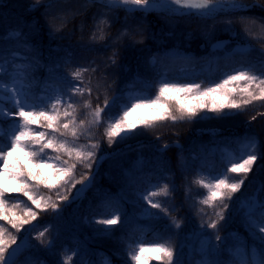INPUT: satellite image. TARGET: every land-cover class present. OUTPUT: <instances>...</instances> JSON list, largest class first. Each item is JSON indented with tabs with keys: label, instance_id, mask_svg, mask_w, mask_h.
Wrapping results in <instances>:
<instances>
[{
	"label": "trees",
	"instance_id": "16d2710c",
	"mask_svg": "<svg viewBox=\"0 0 264 264\" xmlns=\"http://www.w3.org/2000/svg\"><path fill=\"white\" fill-rule=\"evenodd\" d=\"M6 1L9 7L12 4L17 6H14L15 11L13 8V14L9 16L8 9L1 12V9L7 7L6 2L0 3V36L11 28L24 29L39 52V63L33 73L37 81L41 77H48L49 68L54 66H58V75L67 76L68 79H72L71 72L77 68L89 69L83 74L82 81H74V84H80L85 89L91 88L90 94L86 92L83 97L79 95L73 97L72 102L78 108V120L90 118L87 115L89 110L82 107L84 100L91 99L93 108L97 104L103 107L106 98L113 100L112 106L105 111L104 115L107 117L108 113L119 112L120 107L128 101L130 94L139 91L138 93L154 95L163 78L170 82H195L206 87L211 82L218 83L224 78L223 69L237 67L241 62L260 58L264 53V43L256 39L240 38V42L249 45V55H242L239 50L225 53L211 52L207 46L209 40L214 37L228 36L226 32L216 28L222 22L231 21L233 25L236 17H252L264 22V0H244V3L254 6L245 11L219 12L210 17L173 15L163 11L126 13L123 9H113L108 12L99 3H91L87 0H64L74 7L79 4L81 11L61 23L62 30L55 33L50 32L45 18L42 14L39 16L38 9L33 13L28 8L32 0H16L14 3H10V0ZM18 11L21 13L17 14ZM105 12H108L105 18L111 21V27L107 29L109 37L103 41H93L90 39L89 29L93 27L94 17L98 20ZM35 21L37 25L33 27ZM125 28L128 29L129 35L116 37ZM176 29L179 30L178 36L174 33ZM156 37L160 40L157 41ZM12 43V41L0 40V47L8 48ZM177 43L183 52H163L160 48L165 46L166 49H170ZM113 53L116 54L115 64L109 59ZM68 57L70 63H64ZM153 58L157 59L155 65L152 63ZM92 68L96 71H91ZM225 111L229 114L220 115L204 110L191 119L175 122L165 120L152 128L138 129L127 139L118 138L111 146L104 136L105 124L101 123L98 127H93L91 142H100V147L96 150L98 161L93 162L92 169L77 165L74 174L77 180L85 173L90 178L94 177L92 186L81 198L71 203L57 200V192H59L60 195H67L71 201L80 184L75 188L69 184L51 191L40 188L39 195L51 196L53 201L61 204V210L57 215L51 209L46 212L36 209L26 197H22V194H11L13 197H21L27 201L26 204H20L17 208L18 213H22L26 206H31L38 212L37 219L32 221L31 225H25L26 229H31L29 232L22 229L20 233H16L6 225V222L0 221V224H5L18 236V242H20L19 238L23 237L32 245L18 256L16 264H36V262L61 264L64 255H72L73 252H78V255H73L75 264L81 262L102 264L105 256L111 259L112 264H125L130 238H134L140 232H146L150 238L153 232L165 231L173 235L175 242L183 248L182 260L187 262L191 259H199V256L191 254L186 238L191 230L201 225V217L197 215L193 203L206 190L194 184L193 180L198 176L207 178L210 174L230 167V164H224L225 154L219 152V156H214L212 152H208L201 156V147L206 142L211 144L212 141L218 143L221 140L233 145L238 138L250 133L258 138L260 154L244 179L241 190L227 202L229 207L224 210L225 221L221 222L224 226L219 234L221 236L238 234L240 239L253 246L254 238L238 214L237 201L253 192H257L259 197L264 196V188H262L264 186V102L255 101L243 111L227 109ZM175 140L181 143L180 147H170L164 152L159 150L161 144ZM88 142V137H81L79 141L81 144ZM138 156L145 159L142 165L144 168L138 173L128 175L126 168ZM116 159L121 163L112 161ZM148 182L158 186L165 183L169 185L171 191L167 201L165 202L163 197H156L154 201L160 200L170 211L172 207L175 208V211H171V215L183 220L181 227L183 231L171 227L170 218L141 215L146 202L138 198L139 194L146 190H155L147 186ZM121 186L126 188V196L117 195ZM106 197L113 203L118 202L120 212L123 214V222L111 226L115 231L109 234L98 231L107 226L95 223L98 219L111 218L107 214L101 215V210L97 208ZM17 202L16 199H11L9 204ZM151 211L160 210L151 209ZM32 225L36 227L33 228ZM45 227L49 229V233L55 235V245L52 249H46L40 241L33 239L35 231H43ZM207 233L212 234L214 243H218L215 241L213 230L208 229ZM198 243L199 240L194 242L193 248L197 247ZM226 247L227 245H222V248ZM225 258L226 253L221 256V259ZM151 264L157 262L152 261Z\"/></svg>",
	"mask_w": 264,
	"mask_h": 264
},
{
	"label": "snow or ice",
	"instance_id": "6c2138e0",
	"mask_svg": "<svg viewBox=\"0 0 264 264\" xmlns=\"http://www.w3.org/2000/svg\"><path fill=\"white\" fill-rule=\"evenodd\" d=\"M90 2L101 4L108 12L113 9H123L126 13L163 11L173 15L200 17L214 16L219 12L245 11L254 6L244 3V0H90ZM42 4L43 0H33L31 7L39 8ZM52 6L51 0L44 5L46 10ZM108 12L102 13L98 20L94 17L91 40L103 41L109 37L107 29H110L111 21L105 18ZM55 19L56 17L52 18L53 21ZM62 19L66 22V17ZM226 23L230 25L231 21ZM48 26L53 33L63 28V24L53 28L51 21ZM261 27L264 28V25ZM128 35L127 28L119 34L120 37ZM0 40L13 42L8 48L0 47V221L6 222V225L16 233H20L22 229L25 232L31 231L26 229L25 225H31L38 216V212L31 206L24 207L23 212L18 213L17 208L22 203L30 201L31 205L40 211L46 212L51 209L59 215L61 204L53 201L51 196L39 195L40 188L51 191L69 184L75 188L80 184L71 201L67 195H60L57 192L58 201L71 203L81 198L92 186L94 177L90 178L85 173L77 180L74 174L77 165L92 169L93 162L98 161L96 150L99 149L100 142H91L93 127L105 124L104 136L111 146L118 138L127 139L136 130L152 128L165 120L175 122L191 119L204 110L228 115L226 109L243 111L255 101L264 102V53H262L260 58L241 62L239 67L231 70V73H223L224 78L218 83L213 81L206 87L195 82H170L163 78L154 95L130 94L119 112L108 113L107 117L104 115L105 111L112 106L113 100L106 98L103 107L97 104L95 108L92 107L91 99L84 100L82 107L89 110L87 115L90 118L78 120V108L72 102L73 97L76 95L83 97L86 92L90 94L91 88L85 89L80 84H74V81H82L83 74L89 69L77 68L71 72L72 79H68L67 76L58 75V66H54L49 68L48 79L40 85L33 74L39 63V52L24 29L11 28L0 36ZM239 51L242 55L250 54L249 48H242ZM115 55L113 53L109 58L112 64L116 63ZM64 63H70V57L65 59ZM152 63L155 65L157 59L153 58ZM91 71L95 72L96 69L92 68ZM81 137H88L89 142L79 143ZM235 143L237 148L225 153L224 164H230V167L210 174L207 178L198 176L193 180L194 184L206 190L193 203L197 215L201 217V232L198 246L191 249V254L199 256V259L187 262L182 260L183 248L175 242L173 235L166 231L153 232L150 238L146 232H140L134 238H130L125 264H151L152 261H156L157 264H264V199L257 193L241 197L237 201L238 214L254 238L253 246L240 239L238 234L232 236L219 234L224 226L221 223L225 221L224 210L229 207L227 202L241 190L244 179L260 154V144L255 136L238 138ZM150 187L155 190L141 192L138 197L146 202L141 215L170 218V226L180 229L183 220L171 215L175 208L172 207L170 211L160 200L154 201L156 197H163L164 201H167L171 191L169 185L165 183L162 186ZM14 193L22 194L27 201L21 197H13L11 194ZM11 199L18 202L10 205ZM97 208L101 210V215L107 214L111 217L95 221L98 225L107 226L98 231L109 234L115 231L111 226L123 222L118 202L113 203L106 197ZM151 209L160 211L152 212ZM6 225L0 224V264H16L18 256L32 245L23 237H20L18 242V236ZM32 227L35 228L36 225ZM207 229L213 230L215 241L218 243L213 242L212 234L207 233ZM46 233L51 238L45 239ZM36 239L46 249H52L55 245V235L49 233L47 227L37 233ZM222 245L227 247L222 248ZM225 253L226 258L221 259ZM73 255H78V252H73L72 255L65 254L61 264H75ZM102 264H112L111 259L105 256Z\"/></svg>",
	"mask_w": 264,
	"mask_h": 264
},
{
	"label": "rangeland",
	"instance_id": "374dc122",
	"mask_svg": "<svg viewBox=\"0 0 264 264\" xmlns=\"http://www.w3.org/2000/svg\"><path fill=\"white\" fill-rule=\"evenodd\" d=\"M15 1L16 0H10V3H14ZM4 2H6L5 4L7 6L6 0H0V3H4ZM49 2H50V0H43V4L39 8H33V7H31V5L33 4V0H32V2H30V4L28 5V8H30L33 11V13L36 9H38L39 10V16H40V14H42V16L46 20L47 26H48L49 22L51 21L53 28L58 27L61 23L65 22V20L62 19V17H66V21H67V20L71 19L76 12L81 11V7L79 4H77L74 7V5H72L69 2H65L64 0H51V3L53 4V6H52V8L46 10L44 5L48 4ZM14 6H17V4H12L11 7H9V6L4 7L3 9H1L2 10L1 12H4L6 9H8L7 10L8 15L12 16V14H13L12 11H13ZM14 11H15V8H14ZM20 13H21L20 11L17 12V14H20ZM53 17H56V19L54 21L52 20ZM36 25H37V22L36 21L33 22V27H36ZM262 25H264L263 21L257 20V19L252 18V17H248L247 19H242V17H236V18H234L233 25L232 24L228 25L227 23L222 22L221 24L216 26V28H218L219 30L226 32L228 35L227 37H229L231 39V41L223 49V52L225 53V52L237 51V50L242 49V48H249L248 44H246L245 42H240V38L256 39L259 42L264 43V28L261 27ZM48 28H49V26H48ZM89 30H91L90 31V37H91L93 27L90 28ZM174 33L176 34V36H178L179 30L178 29L174 30ZM116 37H120V36H116ZM156 39H157V41L160 40L159 37H156ZM178 45L179 44L177 43V45H173L172 47H170V49H166L165 46L164 47L161 46L160 48L163 50V52H170V53L183 52V50L180 49ZM232 69H235V68H232ZM232 69H225V70H223V73H226V72L230 73ZM47 79H48V77H46V76L39 78V84L43 85L44 81ZM49 83H51V81H49ZM37 92H38V94H40L39 89H37ZM140 93H142V92H140ZM201 150H202L201 156L205 155L208 152H212V155L219 156V150L222 152V154H224V152L226 153L228 151H231V149H229V145L226 142H224V140H221L218 143H215L212 141L211 144L206 142V143H204V145H202ZM208 156H210V155H208ZM112 161L114 163H121V162H119V159L112 160ZM143 161H145V159L141 158L140 156H138L136 159L131 161L129 167L126 168V171H128V175L140 172L144 168V167H142ZM111 164H112V162H110V165ZM253 193H255V192H253ZM253 193H251L250 195H252ZM117 195L118 196H126V188L124 186H121L118 190ZM250 195H248V196H250ZM260 197H262L261 199H264V196H260ZM180 230L183 231L182 228H180ZM206 231H208V229ZM200 232H201V228L198 227L196 229L191 230L187 234L186 243L188 244L189 250H191L193 248L194 242L199 240V238H200L199 233ZM36 236H37V234L34 236L35 237L34 239H36ZM45 239H46V236H45Z\"/></svg>",
	"mask_w": 264,
	"mask_h": 264
},
{
	"label": "water",
	"instance_id": "95a60500",
	"mask_svg": "<svg viewBox=\"0 0 264 264\" xmlns=\"http://www.w3.org/2000/svg\"><path fill=\"white\" fill-rule=\"evenodd\" d=\"M227 43V39H217V40H214L211 44H210V48L212 50H215V49H221L222 47H224V45ZM168 145H165L162 147V149L166 148Z\"/></svg>",
	"mask_w": 264,
	"mask_h": 264
}]
</instances>
